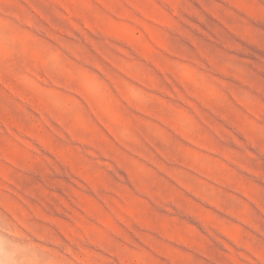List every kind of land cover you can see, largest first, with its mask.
Masks as SVG:
<instances>
[{
	"label": "rangeland",
	"instance_id": "374dc122",
	"mask_svg": "<svg viewBox=\"0 0 264 264\" xmlns=\"http://www.w3.org/2000/svg\"><path fill=\"white\" fill-rule=\"evenodd\" d=\"M19 250L264 264V0H0V255Z\"/></svg>",
	"mask_w": 264,
	"mask_h": 264
},
{
	"label": "bare ground",
	"instance_id": "6f19581e",
	"mask_svg": "<svg viewBox=\"0 0 264 264\" xmlns=\"http://www.w3.org/2000/svg\"><path fill=\"white\" fill-rule=\"evenodd\" d=\"M1 255H0V262H1L0 264H55L51 260H47L39 255L32 254L30 252H24L23 250H19V259H17V262L15 260L12 261L8 257L7 259L6 256L3 257Z\"/></svg>",
	"mask_w": 264,
	"mask_h": 264
}]
</instances>
